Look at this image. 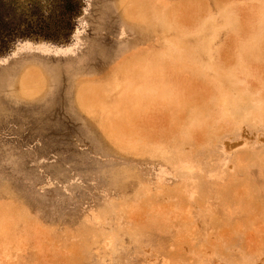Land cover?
Returning <instances> with one entry per match:
<instances>
[{"label":"rangeland","instance_id":"rangeland-1","mask_svg":"<svg viewBox=\"0 0 264 264\" xmlns=\"http://www.w3.org/2000/svg\"><path fill=\"white\" fill-rule=\"evenodd\" d=\"M0 255L264 264V0H0Z\"/></svg>","mask_w":264,"mask_h":264},{"label":"crops","instance_id":"crops-1","mask_svg":"<svg viewBox=\"0 0 264 264\" xmlns=\"http://www.w3.org/2000/svg\"><path fill=\"white\" fill-rule=\"evenodd\" d=\"M144 28H145V27H144ZM146 28L148 29L149 27L146 26ZM150 30H151V32H154V29H153V28H150ZM140 33L142 34V38H143V39L146 38V33H144V32L142 31V29H141ZM140 33H139V34H140Z\"/></svg>","mask_w":264,"mask_h":264},{"label":"bare ground","instance_id":"bare-ground-1","mask_svg":"<svg viewBox=\"0 0 264 264\" xmlns=\"http://www.w3.org/2000/svg\"><path fill=\"white\" fill-rule=\"evenodd\" d=\"M242 78V77H241ZM243 79V78H242ZM5 245V244H4ZM6 249H7V247H6ZM3 253H4V251H3ZM1 256V255H0Z\"/></svg>","mask_w":264,"mask_h":264}]
</instances>
